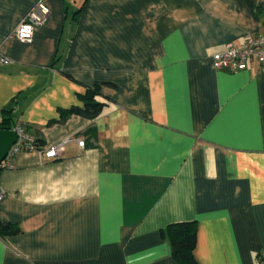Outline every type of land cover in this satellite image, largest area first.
<instances>
[{"label": "crops", "instance_id": "1", "mask_svg": "<svg viewBox=\"0 0 264 264\" xmlns=\"http://www.w3.org/2000/svg\"><path fill=\"white\" fill-rule=\"evenodd\" d=\"M262 31L264 0H0V121L13 108L42 151L69 140L1 172L0 264H179L162 231L189 221L198 264H258L264 69L212 57ZM94 88L96 119L67 114Z\"/></svg>", "mask_w": 264, "mask_h": 264}, {"label": "built area", "instance_id": "2", "mask_svg": "<svg viewBox=\"0 0 264 264\" xmlns=\"http://www.w3.org/2000/svg\"><path fill=\"white\" fill-rule=\"evenodd\" d=\"M51 14L49 7L39 2L27 15L15 30L13 37L23 43H32L36 32L45 25ZM27 29V32L24 30ZM213 66L216 70L239 72L249 69L251 64L256 63L264 69V31L250 32L245 36L242 44L234 42L226 44L224 49L212 57ZM10 62V58L0 50V66ZM13 131L17 134V141L7 154L4 164L9 168L16 154L21 152L42 151L38 138L28 132L21 122H18ZM69 140L52 144L45 148L42 153L46 158L54 160L63 157ZM85 142L79 141L78 145L83 148ZM3 193L0 192V200ZM258 264H264V248L258 254Z\"/></svg>", "mask_w": 264, "mask_h": 264}, {"label": "trees", "instance_id": "3", "mask_svg": "<svg viewBox=\"0 0 264 264\" xmlns=\"http://www.w3.org/2000/svg\"><path fill=\"white\" fill-rule=\"evenodd\" d=\"M99 95L98 88L88 89L80 99L83 106H74L68 110V113H76L89 119H96L102 112L103 104L96 101ZM18 122L15 121L13 108L4 109V116L0 121V131L13 130ZM39 140V139H38ZM39 143L41 144L40 140ZM5 169L4 161L0 164V174ZM0 224V236L4 234ZM197 222H180L170 224L162 231L172 247V255L179 264H198L194 251L197 245Z\"/></svg>", "mask_w": 264, "mask_h": 264}, {"label": "water", "instance_id": "4", "mask_svg": "<svg viewBox=\"0 0 264 264\" xmlns=\"http://www.w3.org/2000/svg\"><path fill=\"white\" fill-rule=\"evenodd\" d=\"M17 141V134L13 130L0 131V164L5 160L11 147Z\"/></svg>", "mask_w": 264, "mask_h": 264}, {"label": "snow or ice", "instance_id": "5", "mask_svg": "<svg viewBox=\"0 0 264 264\" xmlns=\"http://www.w3.org/2000/svg\"><path fill=\"white\" fill-rule=\"evenodd\" d=\"M24 31L27 32V29H25Z\"/></svg>", "mask_w": 264, "mask_h": 264}]
</instances>
